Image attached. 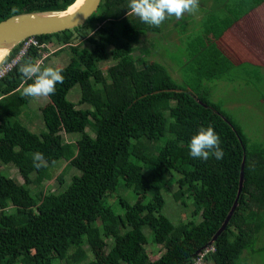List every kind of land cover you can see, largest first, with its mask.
I'll use <instances>...</instances> for the list:
<instances>
[{
	"label": "trees",
	"instance_id": "1",
	"mask_svg": "<svg viewBox=\"0 0 264 264\" xmlns=\"http://www.w3.org/2000/svg\"><path fill=\"white\" fill-rule=\"evenodd\" d=\"M75 1L0 0V22L23 13L63 12ZM247 1L205 2H223L235 15ZM127 4L128 0H102L84 25L35 37L45 47L30 48L0 79V168L17 170L24 182L0 171V264H194L201 255L202 264H244L242 254L253 252L264 232V145L249 146L242 130L209 100L211 91L203 85L224 78L226 71L209 62L217 59L219 67L225 64L220 62L224 56L201 59L207 70L204 79L199 67L193 84L179 86L151 59L145 42L139 46L148 33L161 32L165 22L159 27L144 24ZM49 45L54 52L48 53ZM206 47L209 53L219 48L210 39ZM65 49L72 57L68 64L56 66L64 80L40 108L45 132L37 135L20 119L33 98L22 94L32 81L18 69L29 60L38 64L44 54L41 68L49 66L50 59ZM105 62L106 75L99 67ZM246 66L259 72L250 63L240 68ZM75 86L82 109L68 99ZM208 126L220 136L221 160L188 155L192 136ZM61 132L80 133V138L63 142ZM36 152L44 156L39 168L33 165ZM59 161L80 175L68 184L58 176L62 192L45 193L42 182ZM119 182L137 197L133 205L118 199L122 214L107 203L116 202L113 193ZM169 183H175L172 197L178 205L193 203L191 216H200L199 223L174 225L163 215L162 192L169 191ZM235 202L225 229L213 240ZM144 228L150 230L160 256L146 252Z\"/></svg>",
	"mask_w": 264,
	"mask_h": 264
},
{
	"label": "rangeland",
	"instance_id": "2",
	"mask_svg": "<svg viewBox=\"0 0 264 264\" xmlns=\"http://www.w3.org/2000/svg\"><path fill=\"white\" fill-rule=\"evenodd\" d=\"M205 1L207 0H196V9L191 13L185 12L179 19L174 16L167 18L161 32L159 31L158 34L148 33L142 37L141 44H139V46H142V43L145 42L146 48L151 52V59L163 65L173 81L179 86L186 87L193 84L199 67L203 69L200 70V74L204 79L203 74L206 68L201 66L200 60L209 56L206 46L210 32L213 33L207 25V20H204L207 5L210 4ZM256 3L248 0L242 9L235 12V15L229 13L226 20H222L224 11H227L226 8L215 13L216 19L221 21L218 24L220 28L217 27V41L231 52L227 58L224 57L226 60L222 58L220 62L229 64L232 68L229 66L220 68L226 71V75L221 80L203 82V85L211 91L209 100L221 108L222 112L242 130L247 137L249 146L264 145V75L257 74L258 71L249 66L238 69L234 65L247 62L258 66L264 74V0H256ZM245 9L247 10L246 13H244ZM198 17H200L199 23L197 22ZM186 20L187 23H185ZM229 28H231L232 34L227 31ZM151 39L156 40L149 42ZM53 40V43H56V40ZM191 42L194 43L193 48L189 46ZM134 47H138V45L136 44ZM48 48L50 49L48 53L54 52L52 46L49 45ZM65 50L52 57L48 63L49 66L45 64V67L56 68V66L68 64L72 54L69 50ZM134 57L135 60L140 57L138 51L134 53ZM233 57H236V59ZM216 60L215 62L212 60L209 62L215 63L212 68L218 70ZM108 65L107 62L99 65L105 75L107 74L106 68ZM213 72L217 74L215 70ZM77 93H79V87L75 86L70 91L68 99L75 103L77 108L82 109L84 106L78 104L79 96ZM47 102V97L33 98L20 116L23 125L37 135L45 132L40 108L46 105ZM87 133L94 136L89 130H87ZM60 136L63 142L74 143L80 138V133L65 134L61 132ZM0 171L4 176L16 178L21 184L24 183L17 170L2 166ZM75 175H80L77 169L68 166L65 161H59L50 169L49 179L42 182L45 193L57 194L62 192L63 189L58 183V176H61L65 182L67 181L65 184H68ZM173 178L176 179L177 175ZM174 184L169 183V186H171L169 191L162 192L165 200L163 215L174 225L190 220L195 224L199 223L200 216H191V211L194 209L192 202H190L191 205L182 207L173 200L172 193L176 190ZM27 188L31 191L35 190L33 185H28ZM113 196L116 202L111 204V201L108 200L107 203L112 206L116 214L124 213V208L118 203L119 198H123L130 205H133L137 198L134 191L125 188L122 182H119ZM143 233L147 238L146 252L154 257L160 256L162 252L151 242L150 230L144 228ZM109 241L113 243L112 239ZM85 250L89 252L87 248ZM89 259H93L91 254ZM241 259L244 260V264H264L263 231L258 237L253 252H244Z\"/></svg>",
	"mask_w": 264,
	"mask_h": 264
},
{
	"label": "clouds",
	"instance_id": "3",
	"mask_svg": "<svg viewBox=\"0 0 264 264\" xmlns=\"http://www.w3.org/2000/svg\"><path fill=\"white\" fill-rule=\"evenodd\" d=\"M127 7L142 23L159 27L167 18L175 16L179 19L185 12H193L197 5L196 0H128ZM18 72L32 81L23 88L22 93L29 98L49 97L55 94L56 85L62 84L64 80L59 69L41 68L31 60L21 65ZM187 148L189 157L197 160L207 161L210 157L221 160L224 156L220 136L212 126L201 127L197 134L192 136ZM43 159V153H34V167L39 168L41 166L39 162Z\"/></svg>",
	"mask_w": 264,
	"mask_h": 264
},
{
	"label": "water",
	"instance_id": "4",
	"mask_svg": "<svg viewBox=\"0 0 264 264\" xmlns=\"http://www.w3.org/2000/svg\"><path fill=\"white\" fill-rule=\"evenodd\" d=\"M77 1V0H76ZM75 1V2H76ZM74 2V3H75ZM102 0H83L71 13L69 7L63 12H31L11 16L0 22V65L7 59L12 51L29 37H38L72 30L84 25L99 9ZM243 182V165L241 167L240 187ZM237 202L227 216L221 229L213 240L225 229L227 222L235 210Z\"/></svg>",
	"mask_w": 264,
	"mask_h": 264
},
{
	"label": "crops",
	"instance_id": "5",
	"mask_svg": "<svg viewBox=\"0 0 264 264\" xmlns=\"http://www.w3.org/2000/svg\"><path fill=\"white\" fill-rule=\"evenodd\" d=\"M209 3L210 4L207 5V9H206L207 13H206V16H205L204 20H207V25L211 28V31L213 32V33L210 32L209 39L215 41L216 44L219 46V48H216L214 50V53L210 52L209 56L211 54H214V56L216 55V58H220V57H223V56L227 58L228 55H230L231 52H229L221 43H219V41H216L217 27L220 28L218 26V24H220L221 21L216 19V14H215L217 11H223V8H226V5H224V4L214 5V4H212L213 2H209ZM228 14L229 13L225 10L224 13H223V16H222V20H226L227 17H228ZM199 19H200V17H198V20H197L198 23H199ZM189 21H192V20H189ZM185 23H187V20H186ZM227 31H229L231 33V28H229ZM233 58L236 59V57H233ZM234 62L238 63L237 61H234ZM243 64L244 63H240V65L237 64V65H234V66L236 68L240 69L241 65H243ZM225 66H227V67L229 66L230 68H232L229 64H223V65L219 66L218 69H220L222 67H225ZM255 67L258 68V66H256V65H255ZM258 69H259L258 73L261 76L264 75L262 73L261 69L260 68H258Z\"/></svg>",
	"mask_w": 264,
	"mask_h": 264
},
{
	"label": "built area",
	"instance_id": "6",
	"mask_svg": "<svg viewBox=\"0 0 264 264\" xmlns=\"http://www.w3.org/2000/svg\"><path fill=\"white\" fill-rule=\"evenodd\" d=\"M32 47H45L44 45H40L38 40L35 37H29L25 39L22 43L21 48L16 52L15 56L7 61L3 62L0 65V79L3 78L6 74H8L21 60V58L28 52V50ZM47 55L44 54L42 59H44ZM42 62V60L40 61ZM207 253V251L205 252ZM204 255H201V259L197 260L194 264H202V258Z\"/></svg>",
	"mask_w": 264,
	"mask_h": 264
},
{
	"label": "bare ground",
	"instance_id": "7",
	"mask_svg": "<svg viewBox=\"0 0 264 264\" xmlns=\"http://www.w3.org/2000/svg\"><path fill=\"white\" fill-rule=\"evenodd\" d=\"M82 1L83 0H77L75 3H73V5H71V7L69 8L68 13L73 12L82 3ZM23 41L20 42V44L15 49L19 50L21 48V46H22ZM38 65H40V66L42 65L43 66L44 63L43 62H39Z\"/></svg>",
	"mask_w": 264,
	"mask_h": 264
}]
</instances>
